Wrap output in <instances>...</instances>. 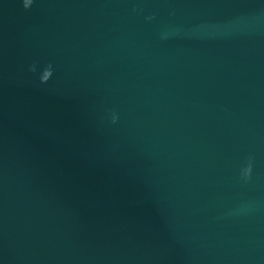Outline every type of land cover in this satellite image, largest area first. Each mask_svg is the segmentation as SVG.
Wrapping results in <instances>:
<instances>
[{
  "label": "water",
  "instance_id": "obj_1",
  "mask_svg": "<svg viewBox=\"0 0 264 264\" xmlns=\"http://www.w3.org/2000/svg\"><path fill=\"white\" fill-rule=\"evenodd\" d=\"M0 264H264V0H0Z\"/></svg>",
  "mask_w": 264,
  "mask_h": 264
}]
</instances>
